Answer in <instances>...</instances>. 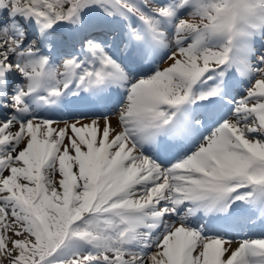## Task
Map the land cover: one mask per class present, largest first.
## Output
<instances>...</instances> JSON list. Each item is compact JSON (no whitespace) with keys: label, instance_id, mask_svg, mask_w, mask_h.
<instances>
[{"label":"snow or ice","instance_id":"snow-or-ice-1","mask_svg":"<svg viewBox=\"0 0 264 264\" xmlns=\"http://www.w3.org/2000/svg\"><path fill=\"white\" fill-rule=\"evenodd\" d=\"M0 264H264V0H0Z\"/></svg>","mask_w":264,"mask_h":264}]
</instances>
